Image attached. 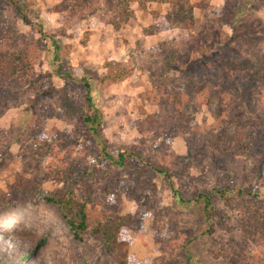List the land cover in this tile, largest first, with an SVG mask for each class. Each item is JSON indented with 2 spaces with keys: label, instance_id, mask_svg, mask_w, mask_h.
Returning <instances> with one entry per match:
<instances>
[{
  "label": "rangeland",
  "instance_id": "374dc122",
  "mask_svg": "<svg viewBox=\"0 0 264 264\" xmlns=\"http://www.w3.org/2000/svg\"><path fill=\"white\" fill-rule=\"evenodd\" d=\"M15 1L22 5L24 17L8 0H0V13L43 50L34 54L35 86L16 92L0 113L1 264H117L97 239L88 236L85 244L76 240L57 207L43 199V194L67 187L63 173L71 170L74 176L82 169L88 173L89 191L81 184L73 191L90 198L88 227L100 211L133 217L122 228L123 237L130 240V264H188L191 258L201 264H264V220L250 221L251 214L264 215V81L241 98L242 88L226 77L223 86L229 92L219 108L225 122L214 116L216 98L207 105L198 94L178 112V124L163 125L162 118H151L158 115L160 104L158 86L148 77L150 62L158 60L150 47L162 42L179 47L188 35L211 27L212 50L202 59L204 74L220 78L222 71L215 64L225 67L224 48L217 45L220 37L215 34L222 40L232 34L222 22L226 0H189L192 29L170 24L169 5L160 1H133L135 17L118 29L95 16L82 19L56 12L54 6L61 0ZM230 6L241 9L237 29L249 24L256 28L252 35L260 39L251 44L264 54V0H232ZM53 37L66 68L76 77L96 75L90 95L102 113L100 133L108 152L115 156L126 148L141 160L131 157L118 166L99 155L96 140L85 132L74 110L84 108L86 89L52 72ZM7 47L4 42L0 51ZM240 51L249 54L245 47ZM117 70L126 75L114 82L104 78ZM175 81V74L169 73L167 86ZM212 84L216 95L219 87ZM225 124L226 138L218 141V150L206 134H218ZM155 166L167 170L170 179ZM171 183L179 189V199ZM224 186L234 189L233 198L215 199L209 219L194 201L187 202ZM29 188L38 192L31 194ZM238 188L244 194L239 195ZM214 248L225 258L214 257Z\"/></svg>",
  "mask_w": 264,
  "mask_h": 264
},
{
  "label": "trees",
  "instance_id": "16d2710c",
  "mask_svg": "<svg viewBox=\"0 0 264 264\" xmlns=\"http://www.w3.org/2000/svg\"><path fill=\"white\" fill-rule=\"evenodd\" d=\"M8 1L24 17L22 5L15 0ZM133 1L135 0H61L54 6V10L56 12H66L69 16L78 15L82 19L88 16H95L98 20L110 24L114 29H118L121 25L128 23L135 17L131 7ZM149 1H160L169 5L166 20L170 24L183 29L193 28V5L189 0ZM231 3L232 0L224 2L222 13L224 16L222 22L232 30L231 36L222 40L220 35L215 34V36L220 37V42L217 45L221 44L224 48L222 55L225 61L223 60L222 64L225 67L221 68L220 64H215L218 71L220 69L222 71L220 78L218 76L213 79L211 75L204 74L205 64L202 59L212 50L209 45L214 35L211 27L202 34L188 35L180 42L179 47L166 42L150 47L154 51V54L158 55V60L150 62L148 77L152 84L158 86L157 93L160 104V111L158 115L151 117L152 121L162 118L163 125L166 122L170 126L178 124L180 122L178 120V112L183 109L184 105L190 101L193 95L197 96L198 94L207 105L212 104L216 98L218 105L216 104L214 116L218 122H225L223 113L221 114L222 108H219L225 103L229 92L228 87L223 86L227 82L226 77L232 79L233 82L231 83L234 87L240 86L242 88V91L239 93L241 98L249 96L255 90L258 83L264 81V54L254 49V43L251 44L253 39H260V35H252V30L256 29H252L254 27L253 24L246 25L240 29L236 28L237 14L241 9L231 10ZM139 4L143 8L141 2ZM239 39H241L240 43L237 42ZM4 42H7L8 47L6 50L0 51V113L8 107V100L11 101L16 92L22 90L24 87L35 86L38 77L34 71V54L39 50H43L42 45L25 34L19 33L14 23L4 18L0 13V45ZM52 46L54 50L53 59L51 60L53 74L62 81L81 83L86 89L84 108H74V110L78 112L79 122L85 128V132H89L96 140L99 155L104 160L118 166H125L128 158L131 157L140 159L139 155L126 148L120 149L115 156L108 152L105 140L100 133L102 113L94 105L90 95L91 80L95 79L96 75L88 72L80 78L76 77L71 70L66 68L67 61L61 57L60 45L54 37L52 38ZM244 47L249 51V54L240 51ZM169 73L175 74V82L177 83L173 87H168L166 83ZM125 75V71L117 70L108 72L104 78L110 82H114ZM159 84L161 85L159 86ZM210 84L213 87H219L216 95L215 91L213 92L210 89ZM225 125L221 126L218 134L214 133L213 130H209L206 134L210 137V139L208 138L209 141L212 140L214 142H212L215 145H213L214 148L218 150L220 148L218 141L222 142L226 138L224 129L227 125ZM262 127L264 129V119ZM175 130L180 129L176 126ZM153 168L162 177L170 179L167 170L156 166ZM72 172L70 170L67 173H63L64 176L62 178L66 182L67 187L43 194V199L57 207L76 240L85 244L87 237L91 236L99 241L103 251L111 255L117 264H130V240L123 237L122 228L132 221L133 217L130 214L122 215L117 210L100 211L96 216L94 224L88 227L87 208L90 198L89 196H79L73 191L75 185L78 184L86 186L89 191L85 179L88 173L86 169H82L73 176ZM29 190L31 194L38 192L35 188H29ZM171 191L173 196L178 199L180 198L179 189L174 188L172 183ZM233 191L234 189L229 186L219 189L214 187L209 191L198 193L195 198L187 200V202L194 201L196 207L201 210L202 215L206 219H209L214 206V200L222 199L228 201L233 198ZM237 193L239 195L244 194V190L238 188ZM1 203L2 201H0V205ZM250 219V221L253 220L261 224L264 220V215L258 212L254 215L251 214ZM206 231L208 232V230ZM210 252L214 257L222 254L220 248H214ZM224 254L221 255L222 258L225 256ZM200 262L198 258H191L187 261L188 264H201Z\"/></svg>",
  "mask_w": 264,
  "mask_h": 264
}]
</instances>
